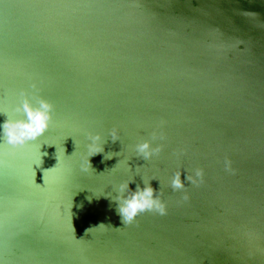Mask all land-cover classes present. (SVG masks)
<instances>
[{"label":"water","instance_id":"water-1","mask_svg":"<svg viewBox=\"0 0 264 264\" xmlns=\"http://www.w3.org/2000/svg\"><path fill=\"white\" fill-rule=\"evenodd\" d=\"M21 92L52 119L0 135V264H264V0H0V113ZM142 179L166 214L122 224L111 199Z\"/></svg>","mask_w":264,"mask_h":264},{"label":"clouds","instance_id":"clouds-1","mask_svg":"<svg viewBox=\"0 0 264 264\" xmlns=\"http://www.w3.org/2000/svg\"><path fill=\"white\" fill-rule=\"evenodd\" d=\"M33 87H35V85H33ZM20 96L22 99L12 108V115L0 113L6 117V119L0 123V135H2L4 143L11 148L37 140V138L41 137L49 128V124L52 119L53 105L47 99L40 98L36 104H33L31 99H29L25 93L21 92ZM15 114L21 115L16 116ZM110 136L112 141H116L118 139V134L115 129L112 130ZM152 139H156L155 132L152 134ZM89 140L90 143L88 144V152L90 155L86 163L82 165L84 170H87L88 167H92L90 157L104 152V144L106 142H101L99 134L90 136ZM41 147L42 145L38 146L34 154L35 167H39L42 164V157L47 155V152L41 151ZM162 147L163 146L160 144L153 145L152 140L146 139L137 143L134 150L137 157H141L147 161L154 155L159 154ZM110 158L111 157L108 159ZM56 159L58 163V158ZM225 168L226 170H229L228 162L225 163ZM202 176V170L197 169L194 176L186 175L185 180L191 184H197ZM150 181L151 180H143L144 186L141 188L140 185L137 184L134 191L129 190L130 182H124L119 185L117 189V196L115 200L111 199V201L116 203L115 211L120 216L122 224L131 223L139 213L144 211H154L159 215L166 214V204L161 199L159 190L155 191L151 186ZM171 187L174 190L183 189L185 187V183L181 180V172H176L172 177ZM87 199L89 202L92 200L88 197ZM183 199H188L187 194L183 196ZM101 224L104 223H100L96 226ZM72 228L75 233L73 223ZM90 228L85 229V233H87Z\"/></svg>","mask_w":264,"mask_h":264}]
</instances>
